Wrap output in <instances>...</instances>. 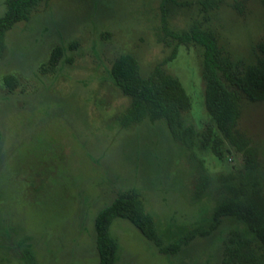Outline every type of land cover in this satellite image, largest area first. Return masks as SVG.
I'll return each instance as SVG.
<instances>
[{
	"label": "rangeland",
	"instance_id": "rangeland-1",
	"mask_svg": "<svg viewBox=\"0 0 264 264\" xmlns=\"http://www.w3.org/2000/svg\"><path fill=\"white\" fill-rule=\"evenodd\" d=\"M193 32L212 37L233 65L256 66L264 0H49L7 31L0 51V264H27L25 249L36 264H98L94 220L119 196L137 197L164 245L210 223L222 183L243 185L242 201L255 183L264 197V100L240 104L236 128L259 163L250 171L206 111L203 48L174 36ZM57 47L61 58L50 69ZM125 54L137 60L142 79L159 69L179 80L191 102L192 148L174 141L164 121H122L132 100L115 86L111 68ZM8 75L16 79L12 91L3 83ZM231 232L264 257L261 242L234 217L172 256L127 220L109 229L114 264H231L224 262Z\"/></svg>",
	"mask_w": 264,
	"mask_h": 264
},
{
	"label": "trees",
	"instance_id": "trees-1",
	"mask_svg": "<svg viewBox=\"0 0 264 264\" xmlns=\"http://www.w3.org/2000/svg\"><path fill=\"white\" fill-rule=\"evenodd\" d=\"M42 1L49 0H6V12L0 18V51L4 47L7 31L18 22L27 20L30 12ZM174 36L182 43L194 41L203 48L202 76L206 111L220 135L235 150L243 153L247 169L257 170L259 166L256 162L257 150L255 147H249V141L236 126L242 100L251 103L264 100V42L258 45L261 58L257 65L243 70L239 64L233 65L222 57L215 40L210 36L195 32L190 35ZM60 58L61 49L57 47L50 56L48 68H55ZM111 75L115 86L132 100L122 120L125 125L129 126L143 119L151 122L164 121L174 141L188 148L194 146L196 132L186 121L191 111V102L178 79L159 69H155L147 79H142L139 76L137 60L128 54L121 55L115 60ZM3 83L12 91L16 86V79L8 75L3 78ZM201 145L202 148L208 146L203 140ZM207 182L208 179L204 180L200 188L198 187L197 197L202 194ZM254 186L255 192L242 201L245 195L243 185L222 183L221 202L212 214L210 223L196 227L168 245H164L157 236L152 218L144 212L137 197L119 196L101 210L94 220L98 264L115 262L117 248L109 234V229L113 221L118 218L130 222L164 255H176L195 239L210 236L220 220L225 217H234L244 222L264 246V197L256 183ZM24 256L27 264H36L30 250L25 249ZM224 256L225 263L264 264V257H260L253 250L250 242L235 232H231L224 242Z\"/></svg>",
	"mask_w": 264,
	"mask_h": 264
}]
</instances>
